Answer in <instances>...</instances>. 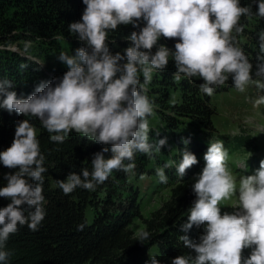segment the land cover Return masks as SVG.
I'll return each instance as SVG.
<instances>
[{
    "label": "clouds",
    "instance_id": "obj_1",
    "mask_svg": "<svg viewBox=\"0 0 264 264\" xmlns=\"http://www.w3.org/2000/svg\"><path fill=\"white\" fill-rule=\"evenodd\" d=\"M83 4L81 21L71 23L68 30L78 34L84 46L72 55L60 52L57 59L68 68L62 78L40 81L26 99L18 98L10 80L0 79V108L37 118L52 142L63 143L75 131L111 145L94 154L91 171L83 168L80 174L71 172L66 180L57 181L65 195L77 187L94 191L114 170L132 172L137 152L151 158L161 151L166 137L149 142L148 118L154 104L145 86L154 70L167 68L170 58L174 78H199L204 94L212 96L216 87L231 78L241 93L254 84L258 94L251 102L254 107L264 105V30L258 34L255 66V75L262 79L254 80L253 65L237 41L244 31L241 17L252 15L240 0H83ZM256 5L255 14L264 18V0H256ZM129 24L139 29L126 37L131 46L124 55L113 54L108 33ZM161 37L176 39L175 50L159 44L153 53ZM29 47L30 42H25V51ZM109 151L111 156L106 158L104 153ZM228 155L223 141L209 142L205 167L192 184L196 199L180 225L185 234L179 239L189 253L172 258L171 264H264V160L254 174L237 181L228 167ZM181 156L175 169L183 178L198 160L186 148ZM44 160L35 126L28 119L17 122L11 146L0 151V162L18 169L7 174L6 186L0 187V197L10 200L0 208V264H7L10 256L6 250L10 235L25 225L37 231L45 218ZM173 163L156 169L160 183H168L165 169ZM233 196L234 210L222 212L221 202ZM193 226L203 229L195 240L187 235ZM84 227L78 225L77 230ZM148 237L147 231L141 234V239ZM246 249L250 250L247 255ZM149 257L146 264H160L157 256Z\"/></svg>",
    "mask_w": 264,
    "mask_h": 264
},
{
    "label": "trees",
    "instance_id": "obj_2",
    "mask_svg": "<svg viewBox=\"0 0 264 264\" xmlns=\"http://www.w3.org/2000/svg\"><path fill=\"white\" fill-rule=\"evenodd\" d=\"M240 5L249 7L252 15L241 17L240 24L244 31L233 35H237L239 46L253 65L252 75L256 77L258 34L264 30V18L255 14L256 0H240ZM85 7L83 0H0V44H5L4 47L0 46V79L12 82V90L16 91L18 98L26 99L40 81L62 78L68 68L64 63H54L51 66L48 64L49 68L57 72L56 75H49L44 72L40 62L28 54L32 51H25L24 45L21 49L25 53H20L6 48V44L20 40L31 42L48 35H60L69 40L70 54H75V49L83 47L84 44L79 40L78 34L69 32L68 26L81 21ZM143 26L141 22V27ZM132 31L139 29L133 28L131 24L120 25L117 30L108 33L109 48L113 54H125L124 50L131 46L126 37ZM176 42V39L161 37L152 52L156 51L159 44H165L174 51ZM37 55L35 52V56ZM174 73L175 64L170 58L166 69L154 70L151 82L145 86L149 90L145 94L154 105L169 108L176 115L170 118L164 111L159 113V117L166 123V130L179 136V141H167L168 149L174 148L173 153L180 155L186 148L196 155L202 151L203 143L199 140L201 145L195 146L197 139L190 133L184 135L179 124L186 117L200 131L202 128L210 130L214 108L209 102V96L200 90L202 80L184 76L175 79ZM141 82L143 83L142 75ZM229 86H233L231 78L224 85L216 87L214 92ZM171 90L176 91V96L165 102L167 92L170 95ZM24 119H28L35 126L41 154L45 157L43 166L47 171L43 174L42 187L46 215L37 231H32L25 225L19 226L18 231L10 235L6 244V250L10 253L7 264H146L151 255L157 256L160 264H171L172 258L189 253L179 237L185 234L180 231V225L186 222L188 208L196 199L192 191L193 182L183 179L193 166L186 170L183 178L176 175L175 165L171 170L165 169L167 177L177 182L170 187L167 198L147 217L141 218L143 228L138 234H134L128 224L134 216L141 217L136 205L111 216L107 208L100 206L95 190L77 187L72 193L65 195L57 184L58 180H66L71 172L80 174L83 168L91 171L94 154L105 147L110 149L111 145L89 140L75 131L63 143L52 142L50 134L37 118L25 117L14 110L10 112L0 108V151L11 146L17 122ZM220 135L227 137L226 134ZM188 139L194 140V144ZM184 141L188 143L185 144ZM139 154H135L137 161ZM104 155L108 158L111 152ZM164 164L161 161V165ZM17 170L7 168L0 162V187L7 184L5 176ZM9 203V199L0 197V208ZM81 224L85 227L78 231L77 226ZM145 231L149 233V237L141 239V234ZM202 231V228L193 226L187 235L195 240ZM152 247L154 250H151ZM248 251L250 250H245V255Z\"/></svg>",
    "mask_w": 264,
    "mask_h": 264
},
{
    "label": "rangeland",
    "instance_id": "obj_3",
    "mask_svg": "<svg viewBox=\"0 0 264 264\" xmlns=\"http://www.w3.org/2000/svg\"><path fill=\"white\" fill-rule=\"evenodd\" d=\"M25 42L30 41L9 42L5 47L25 53L21 49L22 45L25 46ZM3 45L5 44H0L1 47H4ZM28 50L32 51L34 55L32 53L28 54L37 59L44 68V72L49 75L57 74L53 68H49V65L51 66L54 63L63 64L57 59L61 51L71 55L69 40L60 35H48L42 39L31 41ZM35 52L39 56H35ZM253 79L260 80L262 78L256 76ZM146 91L148 92L149 90ZM257 94V88L254 84L250 85L243 93L237 91L234 86L226 87L209 96V102L214 108V112L211 114L212 128L210 130L202 128L200 131L197 125L186 120V117L179 124L184 135L190 133L197 139L198 142L195 146L201 145L199 140L204 141V144L208 145L213 140L223 141L224 147L229 154L227 160L228 167L237 181L242 175H252L253 173L250 172V169L255 166L258 169L260 161L264 160V105L254 107L251 102V99H254ZM167 96L165 102L174 98L176 91L171 90L170 95L167 92ZM163 111L170 118L176 116L169 108L159 106L158 104L154 105V113L149 118V126L152 130L149 133L150 143L155 144L156 140L165 137L167 141L170 139L179 141L177 139L179 136L173 131L166 130L165 121L159 117V113L161 114ZM157 132H159V135H157ZM220 134H226L227 137L223 138ZM174 135H176L175 138H172ZM188 140L194 144V140ZM173 152L174 148L168 149L166 143L161 148V151L154 152V156L151 158L140 153L139 160L135 159L136 167L132 172L125 173L124 171L114 170L104 183L98 184L95 188V192L100 199V206L107 208L110 215L114 216L123 209L133 204L136 205L141 217L134 216L128 227L134 234H138L143 228L141 218L147 217L152 210L156 209L167 198L170 187L177 182L174 179L168 178V183L163 184L159 182L156 176V169L163 167L161 161L163 163L174 162L173 166L179 164L182 156ZM248 155L250 158L246 160V170H238L232 166V162H238V166L241 168L243 160ZM195 156L198 163L193 165V171L191 170L183 178L193 183L195 182V177L205 167L204 152H200ZM256 157L260 159L254 161ZM125 163H128V161H125ZM195 167L196 169H194ZM168 170H171V167ZM220 207L222 212H230L231 209L236 207V197L233 196L228 200L222 201ZM88 213L92 214L90 211ZM151 250H154V247ZM150 252L153 253V251Z\"/></svg>",
    "mask_w": 264,
    "mask_h": 264
}]
</instances>
